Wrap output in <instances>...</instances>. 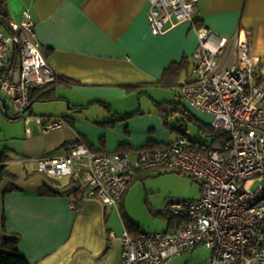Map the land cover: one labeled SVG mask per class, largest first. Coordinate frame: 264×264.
I'll return each mask as SVG.
<instances>
[{"label":"built area","instance_id":"obj_1","mask_svg":"<svg viewBox=\"0 0 264 264\" xmlns=\"http://www.w3.org/2000/svg\"><path fill=\"white\" fill-rule=\"evenodd\" d=\"M200 0H151L147 18L157 35L169 18L195 19ZM199 44L193 53L192 77L181 82L190 105L214 115L212 127L225 132L218 143L200 145L186 136L135 150L93 149L82 138L63 155L38 158L49 176H69L71 206L95 196L118 206L140 170L188 172L201 196L167 201L161 214L182 218L164 231L121 235L122 255L116 264H164L200 245L211 250L203 264H264V58L253 49L252 30L240 26L233 36L204 25L196 27ZM56 78L35 30L29 8L20 20L0 21V103L43 132L69 124L61 115L30 114L31 91ZM9 101V102H8Z\"/></svg>","mask_w":264,"mask_h":264},{"label":"crops","instance_id":"obj_2","mask_svg":"<svg viewBox=\"0 0 264 264\" xmlns=\"http://www.w3.org/2000/svg\"><path fill=\"white\" fill-rule=\"evenodd\" d=\"M6 2L11 19L20 20L22 11L29 8L48 63L56 75L74 81L59 85V98L55 100L70 99L69 109L76 110L61 114L69 120L67 126L43 132L35 124L31 134L20 133L15 141L20 151H0L2 164L13 174L0 181L4 228L19 235L18 247L31 264H116L121 259V235L127 228L124 220L121 231L113 228L111 219L115 208L124 205L125 197L114 206L95 196H85L74 209L71 179L62 183L43 173L36 160L67 153L78 138L93 149H125L132 156L144 145L166 143L168 135L157 116L159 113L164 119V113L157 102L169 100H154L158 111L141 118L144 123L140 130L121 115L135 109V105L129 107L134 102L128 105L131 99L136 100L135 93L163 87L158 83L172 63L185 58L191 65V71L184 72L185 78L182 75L175 85H180L182 78L192 77L193 53L199 44L196 25L190 18L172 15L162 31L153 34L147 18L151 0ZM196 16L202 25L220 34L233 36L240 26L250 28L254 52L264 58V0H200ZM58 88H63V94ZM121 101L124 108H119ZM93 104L109 108L104 118L95 119L116 125V129L87 124L81 117L76 121V111L85 112ZM0 108L4 112L3 103ZM138 112L146 111L139 108ZM118 120L126 121L115 124ZM186 254L176 255L164 264H188L191 260Z\"/></svg>","mask_w":264,"mask_h":264},{"label":"rangeland","instance_id":"obj_3","mask_svg":"<svg viewBox=\"0 0 264 264\" xmlns=\"http://www.w3.org/2000/svg\"><path fill=\"white\" fill-rule=\"evenodd\" d=\"M194 21V20H193ZM188 72L191 71V65ZM187 73H184L182 77L185 78ZM182 78L181 80L183 81ZM144 93H135L136 100L131 99L128 102V105L134 102L132 106L135 105V109H131L128 112H132L131 116L126 119L131 121L133 126L140 130L143 126L144 120L141 119L145 116L150 115L151 113H156L158 108L155 105L154 100H169V101H181V105L187 107L188 113L193 114L198 118L199 121H202L207 124H212L214 115L211 112L202 109H196L190 105L186 100H183L181 97V85H175L174 87H151L147 88ZM63 88H58V93L63 94ZM140 97V101L138 100ZM142 101V102H141ZM9 102V101H8ZM141 102V105L140 103ZM71 100H48L42 101L37 100L33 102L32 107L28 110L30 114H41V115H61L65 112H72ZM124 101L118 103L119 108H124ZM139 108H143L146 112L141 114L138 112ZM63 110V112H62ZM109 110L104 105L93 104L85 109V112L82 110L76 111V121L81 117L83 122L87 124H92L98 127H108L111 129H116L115 126H110L103 122V120H96L95 117L104 118V114ZM114 110H116L114 108ZM82 111V112H81ZM110 111V110H109ZM150 111V112H149ZM75 112V111H73ZM65 115V114H64ZM157 116L160 119L161 127L164 129L168 135L166 143L176 140L181 135L186 136L188 139L195 141L197 143H209L211 137L209 135L203 134L199 130L198 124L195 120H191L184 113L180 111L173 112L167 116V118H161L159 113ZM126 120H118L117 123H125ZM167 120V125L163 122ZM99 121V122H97ZM101 121V122H100ZM181 122L183 125H181ZM89 125V127H91ZM31 128H35V123H31ZM180 128L171 130V127ZM120 128V126H119ZM91 129V128H90ZM150 128H148L149 130ZM94 130V129H93ZM26 124L24 118H8L0 108V151L6 148H16L20 151V148L15 146V141H18L20 133H25ZM152 133H155L154 129L151 130ZM100 134V133H99ZM97 134V141L99 142L100 137ZM23 138V137H22ZM21 141V139L19 140ZM112 151L113 149H107ZM162 171V174L159 172L145 178L144 180H136L130 186L125 195V202L120 209L115 208L112 219L111 226L122 230L123 224V215L125 218H130L136 225L139 226L141 231L153 232V231H164L169 228L168 219L166 216L161 214L162 209L166 205L167 201L172 199H185V198H199L201 196V189L199 183L195 178L188 172H177L171 170H157ZM56 180H59L62 183L70 182L69 176H53ZM158 213V214H157ZM160 213V214H159ZM127 214V215H126ZM123 249V248H122ZM194 258L191 259V256ZM122 255V252H121ZM189 258L190 263L188 264H203L211 256V250L206 245H200L195 250L189 251L186 254ZM171 261V259L167 260ZM180 264V261H179Z\"/></svg>","mask_w":264,"mask_h":264},{"label":"trees","instance_id":"obj_4","mask_svg":"<svg viewBox=\"0 0 264 264\" xmlns=\"http://www.w3.org/2000/svg\"><path fill=\"white\" fill-rule=\"evenodd\" d=\"M196 17L193 21L194 24L196 25V27L202 26L200 19ZM10 20H11V13L8 10L7 2L6 0H0V21L3 24L7 25L9 24ZM189 66H190L189 60L185 58L180 62L172 63L168 68L165 69L164 74L158 84L163 87L175 86L176 82L181 78L183 73L189 70ZM72 83H74L72 79L68 77H64L62 75H56V78L54 81L44 86H38V87L33 88L31 91L30 101L35 102L37 100L48 101V100L58 99L59 96L56 91L57 87L62 84L70 85ZM157 105L161 107V110L164 113V118H167L166 116L168 114L176 110H180L182 113L185 114V116H187L191 120H195V122L199 126L200 132H202L203 134L209 135L211 137L212 144L218 143L226 138L225 132L216 130L215 128L212 127L211 124H207L202 121H199L198 118H196L193 114L188 113L187 110L183 106H181L179 102L160 101V102H157ZM129 116H131V114L121 115V118L129 117ZM175 128L176 129L180 128V126L175 127ZM198 144L206 145L207 143L206 144L198 143ZM151 145H156V144H151ZM3 159L4 158L0 156V181H2L5 176H13V174L7 170L6 166L2 164ZM157 170L159 169L152 168V169L140 170L134 177L133 181L129 184V186L134 181L144 180L145 178L152 176L153 174L157 172H159L158 174H162V171H157ZM129 186L126 192L128 191ZM5 188L7 190L10 188V186L5 187ZM46 189L47 188H44V190ZM126 192L123 196V199L126 195ZM166 217L168 219V226H169L168 229L175 228L182 224V221H183L182 218L172 217V216L171 217L166 216ZM123 219H124L126 228L130 232L135 233V234L142 232L139 229V226L136 225L133 221H131L130 218H128V216L127 218H125L123 215ZM4 220H5V215L0 213V264H31L28 258L20 251L18 247L19 235L17 233L10 232L7 229H5Z\"/></svg>","mask_w":264,"mask_h":264},{"label":"water","instance_id":"obj_5","mask_svg":"<svg viewBox=\"0 0 264 264\" xmlns=\"http://www.w3.org/2000/svg\"><path fill=\"white\" fill-rule=\"evenodd\" d=\"M2 102H3V107H4V114H5L8 118H10V119H15V118H17L16 116H14V115L11 113V111H10V109H9V106H8L7 101H6L5 98L2 99ZM32 104H33V102L30 103V105H29L30 108L32 107Z\"/></svg>","mask_w":264,"mask_h":264}]
</instances>
